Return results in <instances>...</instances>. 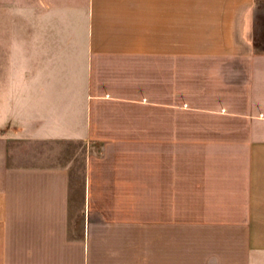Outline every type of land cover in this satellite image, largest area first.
Masks as SVG:
<instances>
[{
	"label": "crops",
	"instance_id": "obj_1",
	"mask_svg": "<svg viewBox=\"0 0 264 264\" xmlns=\"http://www.w3.org/2000/svg\"><path fill=\"white\" fill-rule=\"evenodd\" d=\"M0 47V264H264V0H20Z\"/></svg>",
	"mask_w": 264,
	"mask_h": 264
},
{
	"label": "rangeland",
	"instance_id": "obj_2",
	"mask_svg": "<svg viewBox=\"0 0 264 264\" xmlns=\"http://www.w3.org/2000/svg\"><path fill=\"white\" fill-rule=\"evenodd\" d=\"M0 0V41L3 39L20 38V0ZM3 48V47H0ZM1 58V56H0ZM20 70V62L6 61L0 59V82L6 80V72ZM11 80V79H9ZM83 183V158L82 154L78 156L74 168L72 195L74 200L79 198V192L82 190ZM74 205V209H75ZM75 224V221H72Z\"/></svg>",
	"mask_w": 264,
	"mask_h": 264
}]
</instances>
